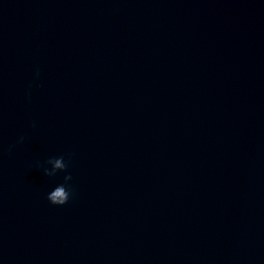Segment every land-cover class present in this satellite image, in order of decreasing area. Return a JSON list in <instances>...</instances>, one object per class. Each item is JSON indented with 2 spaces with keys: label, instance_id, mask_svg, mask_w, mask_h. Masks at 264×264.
Wrapping results in <instances>:
<instances>
[{
  "label": "water",
  "instance_id": "water-1",
  "mask_svg": "<svg viewBox=\"0 0 264 264\" xmlns=\"http://www.w3.org/2000/svg\"><path fill=\"white\" fill-rule=\"evenodd\" d=\"M0 264H264V0H0Z\"/></svg>",
  "mask_w": 264,
  "mask_h": 264
},
{
  "label": "clouds",
  "instance_id": "clouds-1",
  "mask_svg": "<svg viewBox=\"0 0 264 264\" xmlns=\"http://www.w3.org/2000/svg\"><path fill=\"white\" fill-rule=\"evenodd\" d=\"M40 76V69L37 67L35 69V78L38 79ZM31 84H29V89L31 88ZM27 95L30 97L31 93L30 91L27 93ZM33 126L35 127V122H33ZM72 155V154H71ZM76 195L75 188H65V194L63 196H60L59 193H57V196L55 197H49L46 195L47 201L57 207H62L69 203L70 200L74 198Z\"/></svg>",
  "mask_w": 264,
  "mask_h": 264
}]
</instances>
